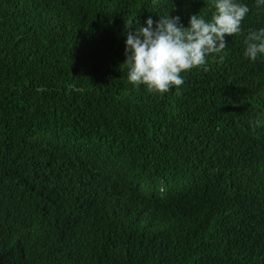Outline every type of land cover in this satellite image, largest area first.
I'll list each match as a JSON object with an SVG mask.
<instances>
[{
    "label": "trees",
    "instance_id": "trees-1",
    "mask_svg": "<svg viewBox=\"0 0 264 264\" xmlns=\"http://www.w3.org/2000/svg\"><path fill=\"white\" fill-rule=\"evenodd\" d=\"M235 2L241 31L160 94L126 33L213 0H0V264H264V5Z\"/></svg>",
    "mask_w": 264,
    "mask_h": 264
},
{
    "label": "clouds",
    "instance_id": "clouds-1",
    "mask_svg": "<svg viewBox=\"0 0 264 264\" xmlns=\"http://www.w3.org/2000/svg\"><path fill=\"white\" fill-rule=\"evenodd\" d=\"M213 3L215 14L210 21L194 14L185 27L179 16H160L157 21L148 17L146 26L128 31L123 63L128 68L129 82L146 85L150 92L164 94L173 86L178 89L184 84L181 73L200 68L207 71L206 57L225 49L226 36L241 31V22L250 10L235 0H213ZM256 3L257 7L262 6L264 0H256ZM133 23L127 22L125 28H131ZM246 44L244 56L251 61L264 55V28L250 31ZM259 123L257 121L256 126ZM158 190L162 191L161 185Z\"/></svg>",
    "mask_w": 264,
    "mask_h": 264
}]
</instances>
